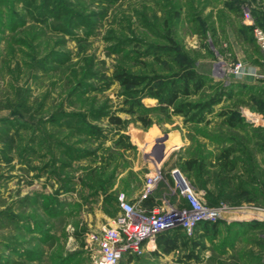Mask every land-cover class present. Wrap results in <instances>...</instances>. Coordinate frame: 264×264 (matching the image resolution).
I'll use <instances>...</instances> for the list:
<instances>
[{
	"label": "rangeland",
	"instance_id": "374dc122",
	"mask_svg": "<svg viewBox=\"0 0 264 264\" xmlns=\"http://www.w3.org/2000/svg\"><path fill=\"white\" fill-rule=\"evenodd\" d=\"M257 29L264 33V0H0V264H94L92 236L114 225L118 197L136 200L159 167L167 176L159 201L173 171L198 187L185 166L194 159L221 199L208 204L226 206L227 219L185 233L171 254L157 247L121 264H264ZM184 69L206 81L185 101L234 89L203 122L154 95ZM123 74L138 84H122ZM229 147L237 165L222 197L217 158ZM195 241L203 246L190 259Z\"/></svg>",
	"mask_w": 264,
	"mask_h": 264
},
{
	"label": "built area",
	"instance_id": "2783aa9c",
	"mask_svg": "<svg viewBox=\"0 0 264 264\" xmlns=\"http://www.w3.org/2000/svg\"><path fill=\"white\" fill-rule=\"evenodd\" d=\"M255 36L264 50V33L257 29ZM171 177L173 184L168 185L169 192L160 201L156 193L167 178L160 167L146 177L136 200L128 201L125 194L118 197L120 211L114 225L92 236L97 247L94 264H121L126 258L155 251L157 238L163 233L181 229L192 236L202 224L213 225L227 219L226 206L211 207L178 171H173ZM166 196L174 201H165Z\"/></svg>",
	"mask_w": 264,
	"mask_h": 264
},
{
	"label": "trees",
	"instance_id": "16d2710c",
	"mask_svg": "<svg viewBox=\"0 0 264 264\" xmlns=\"http://www.w3.org/2000/svg\"><path fill=\"white\" fill-rule=\"evenodd\" d=\"M7 4V3H6ZM18 16V15H17ZM15 17V16H14ZM13 17V18H14ZM15 20V21H14ZM21 19H11L8 22L9 31H13V28L17 25V22H20ZM6 32V30L4 31ZM161 51H173V47H167L160 49ZM118 79L121 81L124 85H134L138 84V80L135 78L128 77V75H120ZM205 77L201 74H199L197 71L190 70V69H184L180 74H177L175 77H173L170 80H165L163 83H160L157 86V91L154 94L162 104H164V108L170 109L172 108L173 111L178 115H183L186 118L193 117L196 119L197 117L201 116L199 119V122L204 121V117L202 115L204 113L211 114L213 113L214 106L219 105L224 98L226 97H232L234 93V89L226 88L225 86L222 88L216 90L215 94L207 99L203 103H192L183 100L184 98H189L192 95H198L201 91L205 88ZM231 90V91H230ZM139 102V101H138ZM137 102V103H138ZM136 103V104H137ZM140 103V102H139ZM220 116H226V111L221 112ZM230 125H236V122H239L236 117L233 115L228 119ZM113 121L117 124L123 125L124 122L120 118H113ZM146 126L149 125V121H146L144 123ZM235 155V150L232 148L224 149L220 152L217 162L219 163L221 167V171L218 174V178H220L219 181L223 183L222 190L220 192V195L224 197L227 193L226 188L230 185V182L235 179V176H231L233 172L236 170V161L234 160L233 156ZM186 169L188 171H196L197 173V179L195 180L196 185L202 186V190H205L208 192V203L214 205L219 204V199L214 197L212 190L209 189L210 187V179L205 176L206 174V164L203 163V161H200L198 159L190 160L185 163ZM198 183V184H197ZM198 186V187H199ZM196 187V186H195ZM197 190H199V188ZM201 188V187H200ZM221 189V187H220ZM238 225H245L243 223H238ZM200 227L204 228V230L209 232L211 228H217L216 224H202ZM199 227V228H200ZM262 229H264V225H260ZM205 233V234H206ZM185 233L181 229H177L174 231L166 232L160 235L157 238V252L155 251V254H158L159 251H161L164 254H171L172 252L176 251L179 248V243H181L184 240ZM204 235H201V238H203ZM184 236V237H183ZM202 241H195L193 242L194 250L192 251L191 255L188 257L190 259H198L199 251L197 252V248L203 246ZM185 246H188V243L186 241L184 242Z\"/></svg>",
	"mask_w": 264,
	"mask_h": 264
},
{
	"label": "crops",
	"instance_id": "0c3cea01",
	"mask_svg": "<svg viewBox=\"0 0 264 264\" xmlns=\"http://www.w3.org/2000/svg\"><path fill=\"white\" fill-rule=\"evenodd\" d=\"M157 194H161V193H160V188H159V190L157 191L156 195H157ZM200 195H201V196L207 201V199H208V192H207V191L201 192Z\"/></svg>",
	"mask_w": 264,
	"mask_h": 264
}]
</instances>
